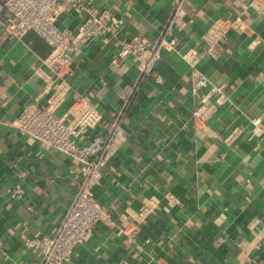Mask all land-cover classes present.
I'll return each instance as SVG.
<instances>
[{"label": "crops", "instance_id": "1", "mask_svg": "<svg viewBox=\"0 0 264 264\" xmlns=\"http://www.w3.org/2000/svg\"><path fill=\"white\" fill-rule=\"evenodd\" d=\"M123 21L121 38L159 39L173 17V0H84ZM236 0H190L186 25L176 27V51L163 52L155 76L141 79L134 57L112 65L116 50L98 43L76 56V74L63 115L79 98H91L104 115L101 132L121 120L126 140L103 169L95 195L106 208L91 239L71 264H264V13L252 9L251 36L235 33L218 59L199 68L210 84L201 91L214 102L213 86L227 84L229 102L195 131L192 93L182 55L202 50L212 20L234 17ZM79 21L63 15L60 27ZM51 47L36 33L5 41L0 32V264H41L25 251L32 236H54L77 194L78 161L21 135L14 123L39 96ZM92 95V96H91ZM25 188L22 199L11 191ZM151 199L158 202L146 212ZM127 229L131 242L121 234Z\"/></svg>", "mask_w": 264, "mask_h": 264}, {"label": "built area", "instance_id": "2", "mask_svg": "<svg viewBox=\"0 0 264 264\" xmlns=\"http://www.w3.org/2000/svg\"><path fill=\"white\" fill-rule=\"evenodd\" d=\"M190 0H173V17L159 39L151 42L144 36L121 38L122 19L89 7L84 0H0V32L5 41L22 40L28 33L39 35L50 47L45 60L48 70L44 88L39 96L20 113L14 125L18 132L36 142L48 145L80 164L77 194L60 230L54 236H32L25 240V251L40 253L41 264H71L75 249L87 243L95 226L106 216V208L95 195L103 181V169L111 161L116 149L126 140L123 122L110 123L105 132L104 115L89 98H79L59 116L58 110L67 101L72 89L71 79L76 74L75 56L92 43L101 47L111 45L116 53L112 58L114 68L127 58L134 57L141 79L156 75V67L163 52L176 51L179 39L176 27L186 25ZM239 12L234 17L216 18L202 36V50L190 48L183 55L190 68L192 93L200 95L210 84L209 78L199 68L200 61L209 56L218 59L224 54L223 45L235 33L238 37L251 36L253 20L246 15L249 9L264 13V0H236ZM74 16L79 23L75 28L60 27L63 15ZM158 83L163 77L156 75ZM214 102L202 95L191 115L195 131L209 134L210 122L228 102L227 84L213 86ZM92 96V95H91ZM257 137L264 139V131L254 129ZM25 188L17 185L11 191L14 199H22ZM153 200V201H152ZM146 212L151 213L158 202L151 199ZM131 242L134 236L125 229L121 232ZM120 264H127L123 261Z\"/></svg>", "mask_w": 264, "mask_h": 264}]
</instances>
